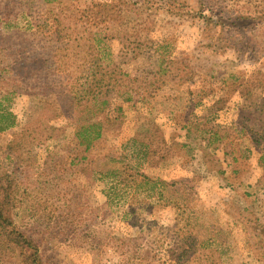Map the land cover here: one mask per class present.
Segmentation results:
<instances>
[{"label": "rangeland", "instance_id": "1", "mask_svg": "<svg viewBox=\"0 0 264 264\" xmlns=\"http://www.w3.org/2000/svg\"><path fill=\"white\" fill-rule=\"evenodd\" d=\"M178 1L184 8L158 5L116 24V32L138 35L145 43H169L176 64L151 101L152 113L130 110L122 118L118 109L124 99L116 90L109 92L102 118L107 139L97 144L92 167H76L70 162L77 114L64 112L58 96L63 84L43 67L53 35L43 28L37 34L27 30L41 22L43 1L0 0V112L15 118L12 128L0 132V180L13 198L14 227L34 241L44 264H127L129 248L142 243L130 227L132 217L126 219L131 211L159 227L173 224L170 207H149L159 197L149 184L124 186L121 178L102 175L122 166L105 158L122 154L140 174L182 183L193 200L200 239H210L225 264H264V143L234 135L233 147L215 151L197 131L181 128L187 89L198 93L210 77L217 76L221 96L225 77L241 74L246 80L262 69L257 88L229 100H207L196 110L197 118L208 117L218 130L230 129L242 110L264 98V0ZM154 48L143 47L132 59L118 41L110 44L117 65L138 80L152 79L157 71ZM137 135L151 137L161 148L153 165L123 145ZM232 148L239 151L237 161L228 154ZM0 264H21L1 237Z\"/></svg>", "mask_w": 264, "mask_h": 264}, {"label": "trees", "instance_id": "2", "mask_svg": "<svg viewBox=\"0 0 264 264\" xmlns=\"http://www.w3.org/2000/svg\"><path fill=\"white\" fill-rule=\"evenodd\" d=\"M41 1V22L37 28L28 25L27 30L37 34L43 28L47 32L51 31L53 35L51 40L54 46L43 67L46 73H52L58 78V82L63 84L58 96L64 112L72 111L77 114L73 141L75 148L70 165L78 167L87 163V167H92V164L96 163L93 157L97 144L107 139L105 120L102 118L110 105L109 92L116 90L124 99L125 106L118 109L122 118L130 110L152 113L155 109L151 101L163 90L162 87L167 84L168 78H171L169 74L176 64L175 59L168 54L169 43H145L138 35L116 32V24L124 16L137 15L140 18L144 10L155 11L158 5L168 9L184 6L178 0H145L144 3L139 0ZM81 3H84L83 7L79 5ZM112 41H118L122 51L132 52V59H138L143 47H155L159 60L153 78L138 80L124 72L113 59L110 51ZM227 44V47L231 46L229 40ZM261 73V66H258L246 80L241 74H237L236 78L232 75L225 77L222 81L224 86L220 88L221 96L217 94V76L210 77L198 93L187 89L185 99L188 107L184 108L186 117L181 128L184 131H197L201 139L215 151L223 147H233L234 135L247 137L251 143L261 146L264 143V98L258 106L242 110L230 129L218 130L209 126L208 117H196V110L207 100H229L235 93L251 86L257 88V77ZM240 78L244 82H239ZM151 89L157 92H151ZM8 113L0 112V132L15 125L14 116ZM196 124H199L198 128H195ZM151 140L154 139L137 135L129 138L123 145L131 146L132 148L128 149L132 150L134 156L143 157L147 163L153 165L154 157L161 148L158 144L153 146ZM136 146L140 148H135ZM236 153L239 151L235 148L228 153L234 161L238 160ZM117 160L122 166L101 172L103 176L121 178L124 186L149 184L152 190L158 191L159 196L158 202L149 201V207H170L174 211L173 224L160 227L154 221L140 218L134 211L125 215L126 219L132 217L130 227L136 229L142 242L129 248L127 264H225L220 250L210 244V239H200L195 223L193 200L190 193L183 189L182 183L154 180L140 174L125 162L124 154L115 159L107 156L104 161H114L117 164ZM260 161L264 163L263 155ZM166 191L171 194L170 197L165 196ZM107 198L109 203L113 201L112 196L108 195ZM138 199L135 195L134 200ZM12 206L10 189L4 188L0 180V237L8 248L15 252L21 264H44L34 241L14 227L11 218Z\"/></svg>", "mask_w": 264, "mask_h": 264}]
</instances>
